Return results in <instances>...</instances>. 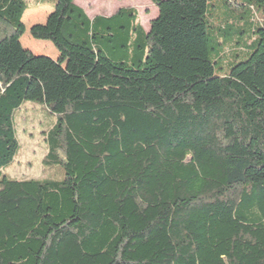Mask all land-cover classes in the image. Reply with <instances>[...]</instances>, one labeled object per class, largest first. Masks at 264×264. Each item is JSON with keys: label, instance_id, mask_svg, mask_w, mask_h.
<instances>
[{"label": "trees", "instance_id": "1", "mask_svg": "<svg viewBox=\"0 0 264 264\" xmlns=\"http://www.w3.org/2000/svg\"><path fill=\"white\" fill-rule=\"evenodd\" d=\"M149 1L146 32L133 8L56 0L29 29L52 59L21 45L29 4L0 0V264H264V0H225L261 26L223 75L209 0ZM25 102L56 119L62 181L4 174Z\"/></svg>", "mask_w": 264, "mask_h": 264}, {"label": "rangeland", "instance_id": "2", "mask_svg": "<svg viewBox=\"0 0 264 264\" xmlns=\"http://www.w3.org/2000/svg\"><path fill=\"white\" fill-rule=\"evenodd\" d=\"M28 9L22 18L25 33L21 38V45L25 46L27 41L36 43H47L53 51L55 48L50 42L37 41L31 38L29 29L31 27V14L36 16L34 20L43 22L46 12L51 9V3L56 0H25ZM76 5L84 8L89 18L97 14L115 12L119 7L133 8L138 16V22L147 32L150 21L157 16V8L149 0H74ZM225 0H209L208 34L210 45H221L219 57L215 70L217 75L228 73L235 63H239L247 58V55L254 50L257 36L253 31L261 26L259 18L251 7L244 9L226 7ZM43 4V5H42ZM37 8H31L36 7ZM42 5V6H41ZM134 40L132 35L130 41L126 43L127 54L124 58L129 60L134 54ZM44 51L43 48L40 49ZM49 49L44 52L48 54ZM110 58L120 60L118 57L110 55ZM216 58V57H215ZM214 58V60H215ZM15 131L19 143V152L11 165L4 169V174L16 180H50L62 181L63 170L57 164H48L45 157L48 152L46 144V134L51 126L55 124V117L41 105L25 102L20 110L15 114Z\"/></svg>", "mask_w": 264, "mask_h": 264}, {"label": "crops", "instance_id": "3", "mask_svg": "<svg viewBox=\"0 0 264 264\" xmlns=\"http://www.w3.org/2000/svg\"><path fill=\"white\" fill-rule=\"evenodd\" d=\"M74 3H75V1H74ZM76 4V3H75ZM78 7H80L84 12H85V10H84V8L83 7H81V6H79V5H77ZM122 8H128V7H119L115 12H108V13H105V14H97L96 16H101V17H111L112 15H114L119 9H122ZM130 8V7H129ZM52 12V10L51 9H49L47 12H46V15H45V19L43 20V22H39V21H36V20H34L35 18H36V16H33V13L30 15L31 17L29 18V19H31L32 21H31V26H33V25H36V24H44L45 23V21H46V19H47V17H48V15L50 14ZM85 14H86V12H85ZM96 16H94V17H96ZM94 17H92V18H94ZM92 18H90V19H92ZM20 42H21V40H20ZM25 49H27V50H29L32 54H34V55H37V56H40V55H43V56H47V57H50V58H52V59H55L57 56H58V53L57 52H55V51H53V49L49 46V45H47V43H44V42H42V43H36V42H32V41H27L26 42V44H25V46H23ZM43 48V50L45 51L46 49H49V50H47L48 51V54L46 53V52H44V51H41L40 49H42Z\"/></svg>", "mask_w": 264, "mask_h": 264}]
</instances>
